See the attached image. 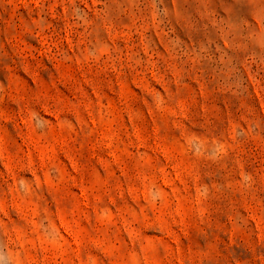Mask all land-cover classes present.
<instances>
[{"label":"rangeland","instance_id":"obj_1","mask_svg":"<svg viewBox=\"0 0 264 264\" xmlns=\"http://www.w3.org/2000/svg\"><path fill=\"white\" fill-rule=\"evenodd\" d=\"M0 264H264V0H0Z\"/></svg>","mask_w":264,"mask_h":264}]
</instances>
